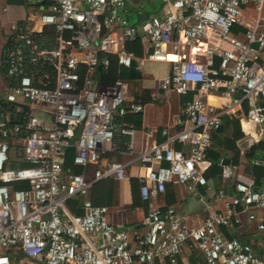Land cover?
<instances>
[{
	"label": "built area",
	"instance_id": "2783aa9c",
	"mask_svg": "<svg viewBox=\"0 0 264 264\" xmlns=\"http://www.w3.org/2000/svg\"><path fill=\"white\" fill-rule=\"evenodd\" d=\"M29 1L40 7V27L12 25L0 96V264H14L6 251L35 264H179L189 245L208 264H264L251 243L220 228L234 229L247 215L264 234V187L253 180L240 179L231 194L224 187L214 192L221 210L196 224L162 203L172 182L212 190L209 150L225 115L245 101L264 136V0H161L155 13L144 0ZM145 1L157 9L155 0ZM130 42L142 43L145 54L129 50ZM112 58L138 69L169 62L160 89L193 93L175 126L162 129L164 139L134 154L149 208L139 226L128 228L111 221L108 205L88 197L98 182L128 178V163L104 157L127 154L116 139L136 129L119 119L146 111L128 79L107 81ZM213 96L230 102L219 107ZM18 143L27 164L12 166ZM72 146L78 172L65 167ZM234 169L224 165L225 182ZM17 181L29 187H13ZM82 197L81 212L71 211L69 200Z\"/></svg>",
	"mask_w": 264,
	"mask_h": 264
},
{
	"label": "crops",
	"instance_id": "0c3cea01",
	"mask_svg": "<svg viewBox=\"0 0 264 264\" xmlns=\"http://www.w3.org/2000/svg\"><path fill=\"white\" fill-rule=\"evenodd\" d=\"M1 1L6 3L5 6H3V3L0 2V82L4 83L3 62L6 56V48H8V40L11 36V27L13 24H18L27 29L39 28L40 24L37 17L40 12V7L38 4H32L29 0H24V2H11L10 0ZM140 46L142 53L140 52L141 54H138L139 57L145 54L144 45L141 43ZM125 69H127V79L131 86V96L136 101L143 103L146 107V111L136 115H129L124 119H119L122 125L133 126L136 129L134 136L119 134L116 139V145H120L119 148L122 149V151H127V154H121L113 150L104 157V162L117 160L128 163V178L125 180L115 178L108 179L111 182V188L108 190V203L101 204L110 207L111 221L122 228L139 226V224H141L143 212L149 208L148 204L145 203L142 198L140 201H135L133 197L131 178L137 177L136 173L139 165L138 161H134V154L151 147L155 142L162 141L164 139L162 129L166 127L173 128L175 126L176 119L183 114V106L185 104V95H179L173 91L160 89V80L171 71V64L169 62H147L142 69H139L142 71L141 77L131 78L130 68L125 67ZM158 99H161V103H157L156 100ZM210 100L219 107H225L230 102L229 99L223 96H213ZM244 107L245 105L243 104L237 107L235 111L230 112L237 116L235 118L240 120L241 130L243 132L242 136L236 141L237 149H229L221 144V141L223 143L227 137H231L233 134L232 126H229L225 127L222 133H217L219 137L217 140L215 138L208 153L210 165L206 173L213 163V158H217L219 159V165L223 171L224 165L226 164L235 166L234 174L229 177L226 182L224 178L220 176L223 174V171L218 175H211L209 177L206 175L211 183L212 190H209L207 186H198L191 190L185 183L172 182L167 185L162 203L175 205L178 212L188 218L189 223L196 224L211 211L221 210L222 204L214 200V192L220 188H228L231 194L234 191L235 183L243 178L251 179L256 183L261 182V187H264V178L262 180H257L254 176V165L261 164L264 166V142H262L260 146L256 144L260 139L262 141L264 136H260L262 135L260 128L255 122L248 118V110H245ZM150 127H154L155 129V134L152 137L148 135V129ZM0 138L3 139L1 136ZM127 143L132 144L130 149ZM250 144H252L251 147H249ZM115 146L111 145L109 148ZM177 147L187 148L186 145L180 143L177 144ZM22 161H20V163L26 164L25 161ZM19 166H21V164H19ZM208 172H210V170ZM90 195L91 191L88 195L89 198L91 197ZM139 196L141 197V190H139ZM70 210L73 211L71 208ZM247 217V215H244L243 224L238 225L234 229L230 230L223 226L220 228L228 238L237 237L251 243L256 253L264 258V234L257 229L256 223H249ZM92 238L96 239L97 237L93 236ZM6 252L12 253L14 264H17L22 258V255L18 256V253L12 251ZM22 261L24 264H35L24 258H22ZM134 264L143 263L135 262ZM179 264L208 263L199 249L189 245L184 249L179 259Z\"/></svg>",
	"mask_w": 264,
	"mask_h": 264
},
{
	"label": "trees",
	"instance_id": "16d2710c",
	"mask_svg": "<svg viewBox=\"0 0 264 264\" xmlns=\"http://www.w3.org/2000/svg\"><path fill=\"white\" fill-rule=\"evenodd\" d=\"M12 1H20V2H24V0H10ZM141 43L140 42H130L127 44V47L129 50L135 51L137 54H141ZM140 46V47H139ZM7 49V48H6ZM141 52V53H140ZM6 73V66H5V60L3 62V74ZM117 78H124L127 79V69H125V67H122L121 65H119V63L117 62V60L115 58H112V64L108 70L107 73V81L108 82H113L115 79ZM193 97V93H190L188 95H185V102L189 99H192ZM245 105V110H248L249 106H248V102L245 101L244 102ZM26 109L30 110L29 107V103L26 105L25 107ZM21 115V114H19ZM236 115L233 114H227L224 117V125L221 126V128L218 130L217 133H222L225 130V127H229L232 126L233 128V134L231 137H227L224 142L221 144H223L224 146H226L229 149H237L236 147V141L242 136L243 132L241 130V123L240 120ZM222 130V131H221ZM219 137V134L215 135V138L217 140V138ZM214 138V140H215ZM1 139V138H0ZM18 149H19V144H12L11 147V157H12V166H19V164L22 165H26V164H22L20 163V161H22V159L18 156ZM75 153H76V149L74 146L69 147L67 149V153H66V160H65V167H71L72 169H74L76 172L80 171L81 168L76 167L74 165V157H75ZM23 162V161H22ZM210 170V172H208ZM206 173V175L209 177L211 175H218L222 173V168L219 165V159L217 158H213V163ZM222 177V174L220 175ZM254 176L255 179L257 180H262L264 178V166L261 164H255L254 165ZM113 181V180H112ZM111 182L107 179L101 182L96 183L92 189H91V199L94 201L95 204H107L108 203V190H110L111 188ZM256 186L261 187L262 183L261 182H255ZM131 185H132V191H133V197L135 201H140L141 197L139 196V190L140 187L142 185V182L139 178L137 177H132L131 178ZM13 187L16 188H28L29 187V183L26 181H17L13 184ZM83 202V198L80 199H71L68 202V206L75 212L80 213L81 210L78 208V206Z\"/></svg>",
	"mask_w": 264,
	"mask_h": 264
},
{
	"label": "rangeland",
	"instance_id": "374dc122",
	"mask_svg": "<svg viewBox=\"0 0 264 264\" xmlns=\"http://www.w3.org/2000/svg\"><path fill=\"white\" fill-rule=\"evenodd\" d=\"M0 2H2L1 0H0ZM155 2L157 3L156 4V7H157V9H154L153 7H152V5L150 4V2H146L145 0H144V5H145V7H146V10H147V12L148 13H155L158 9H159V7H160V2H161V0H155ZM3 3V6H5V2H2ZM36 4V2L35 1H33L32 2V4ZM250 12V11H249ZM253 16V15H252ZM3 80V79H2ZM4 81V80H3ZM5 87H6V84H5V81H4V83H2V82H0V96H1V94L4 92V90H5ZM157 101V103H161V99H158V100H156ZM35 110H37V108L35 109ZM262 142H264V138H263V140L261 141V139L259 140V141H257V145L258 146H260L261 144H262ZM252 146V144H250L249 145V147H251Z\"/></svg>",
	"mask_w": 264,
	"mask_h": 264
},
{
	"label": "water",
	"instance_id": "95a60500",
	"mask_svg": "<svg viewBox=\"0 0 264 264\" xmlns=\"http://www.w3.org/2000/svg\"><path fill=\"white\" fill-rule=\"evenodd\" d=\"M6 53V52H5ZM130 77H141L142 76V71H140L137 67L136 64L133 63V65L130 67Z\"/></svg>",
	"mask_w": 264,
	"mask_h": 264
},
{
	"label": "bare ground",
	"instance_id": "6f19581e",
	"mask_svg": "<svg viewBox=\"0 0 264 264\" xmlns=\"http://www.w3.org/2000/svg\"><path fill=\"white\" fill-rule=\"evenodd\" d=\"M171 58L175 59V58H176V56H171Z\"/></svg>",
	"mask_w": 264,
	"mask_h": 264
},
{
	"label": "clouds",
	"instance_id": "9594fccd",
	"mask_svg": "<svg viewBox=\"0 0 264 264\" xmlns=\"http://www.w3.org/2000/svg\"><path fill=\"white\" fill-rule=\"evenodd\" d=\"M2 95H3V94H2ZM2 95H1V96H2Z\"/></svg>",
	"mask_w": 264,
	"mask_h": 264
}]
</instances>
